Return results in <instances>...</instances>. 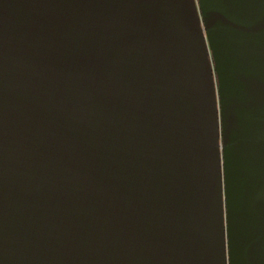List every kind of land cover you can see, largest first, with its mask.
<instances>
[{
    "label": "water",
    "instance_id": "obj_1",
    "mask_svg": "<svg viewBox=\"0 0 264 264\" xmlns=\"http://www.w3.org/2000/svg\"><path fill=\"white\" fill-rule=\"evenodd\" d=\"M0 264H264V0H0Z\"/></svg>",
    "mask_w": 264,
    "mask_h": 264
}]
</instances>
